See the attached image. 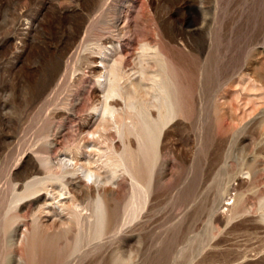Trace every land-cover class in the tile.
<instances>
[{"label":"rangeland","instance_id":"obj_1","mask_svg":"<svg viewBox=\"0 0 264 264\" xmlns=\"http://www.w3.org/2000/svg\"><path fill=\"white\" fill-rule=\"evenodd\" d=\"M125 1L0 0V264H264V85L250 71L264 61V0H208L196 13L205 21L190 46L178 34L189 28L194 14L172 9L180 0ZM121 4L126 51L147 42L170 58L181 85L193 91L163 152L162 189L143 223L134 224L121 217L128 201L122 182L125 191L117 196L112 227L94 242L76 246L68 233L13 245L9 218L17 216L21 227L28 224L30 202L9 208L14 191L22 192L32 176H47L49 168L37 155L56 163L54 157L74 143L70 126L83 115L95 82L86 72L90 54L109 35L105 20ZM158 17L167 32L176 33L172 47L164 42ZM150 51L151 72L157 66ZM131 63L125 58V65ZM58 128L64 136L50 150L46 141ZM33 164L40 173H31ZM117 173L111 177L108 170L105 176L115 182L123 175ZM75 200L82 211L93 205V199ZM225 202L230 207H221Z\"/></svg>","mask_w":264,"mask_h":264},{"label":"bare ground","instance_id":"obj_2","mask_svg":"<svg viewBox=\"0 0 264 264\" xmlns=\"http://www.w3.org/2000/svg\"><path fill=\"white\" fill-rule=\"evenodd\" d=\"M160 1L163 2V0H156V3ZM121 2L126 1L121 0ZM206 3L208 0H180L172 7L174 10L180 7L187 13L194 14L189 28L183 30L182 33H177L178 35L183 34L189 46L193 43V37L201 34L205 20L200 18V15L197 16L196 13L202 10ZM122 6L121 4V7L116 9V15L106 18L105 22L109 23L112 29H109V35H103V38L95 45L96 51H92L90 54L92 60L86 66V72L95 77V82L87 91L83 115L70 126L72 135L70 138L74 143L65 145L61 158L59 154L58 157H54L56 163L47 154V156L37 155L38 162L49 168L48 174H45L47 176L39 177L40 175H38L26 179L22 192H15L17 190L13 187L15 191L9 208L21 207L24 201H30L27 204L29 207L28 224L21 227L17 216L10 217L9 221L7 219L9 225L6 229L11 228L10 231L14 232V235L9 238L13 245L22 243L27 246L32 238L41 234L53 238L57 234L66 236L68 233H73L75 245L78 244L76 246H80L86 239L89 241L88 243L94 242L96 238L101 237L112 227L117 196L124 190L122 182H125L127 186L125 190L128 191V201L127 204L123 202L126 206L125 211L121 210L124 211V216L121 217H124L123 222H133L134 224L143 223L149 206H152L162 189V178L167 172L162 159L163 152L171 131L182 124V107L185 106L187 98L191 92L193 94V91L191 88L188 90L181 85L179 78L176 77L175 69L170 64V58L155 48L152 49L147 42H140L139 50L132 48L131 52L126 51L129 49L128 43L122 45V40L127 38L124 36L127 24L122 21ZM158 20L166 38L164 42L170 47V43L175 42L176 33L174 34L172 30V33L167 32L166 30L169 28L165 27L164 19L158 17ZM115 41L117 44H114ZM84 45L87 47L86 44ZM149 51L155 57L157 66L151 72L148 70L147 64ZM125 58H130L132 62L130 66L125 65ZM174 68L176 67L174 66ZM250 71L251 75L264 85L263 59L252 65ZM71 76H74V73ZM224 105L225 102L222 99L221 105L216 107L217 110H222ZM184 109L186 108L184 107ZM183 112L186 114L185 111ZM229 117L232 118L231 115ZM113 133L117 136H111ZM50 135L46 144L51 150L57 147L60 142L59 138L63 137L64 133L62 129L58 128L55 133ZM73 136H79L77 142ZM103 139L105 141L107 139L108 143ZM171 148H174L172 143ZM183 149L180 148L179 152L183 153ZM175 154L177 153L175 152ZM97 161L101 163H97ZM36 165H32L36 170L31 173H40V167ZM108 170L111 177L118 174V171H122V178L115 182L111 181L105 176ZM53 181L58 182L59 186H53ZM174 181L176 182L175 179ZM231 185H235V181ZM76 197L82 200L93 199L92 207L85 208L84 211L80 210L75 200ZM221 207H230V204L225 202ZM112 231L114 234V230ZM56 239L58 241V238ZM62 246L65 247V245ZM95 246L97 247V244Z\"/></svg>","mask_w":264,"mask_h":264}]
</instances>
